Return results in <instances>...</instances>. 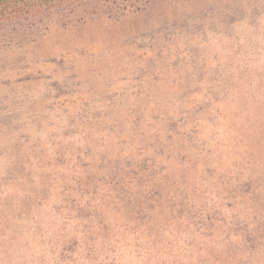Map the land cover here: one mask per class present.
<instances>
[{
    "label": "rangeland",
    "instance_id": "rangeland-1",
    "mask_svg": "<svg viewBox=\"0 0 264 264\" xmlns=\"http://www.w3.org/2000/svg\"><path fill=\"white\" fill-rule=\"evenodd\" d=\"M0 264H264V0L0 51Z\"/></svg>",
    "mask_w": 264,
    "mask_h": 264
},
{
    "label": "trees",
    "instance_id": "trees-1",
    "mask_svg": "<svg viewBox=\"0 0 264 264\" xmlns=\"http://www.w3.org/2000/svg\"><path fill=\"white\" fill-rule=\"evenodd\" d=\"M153 0H0V51L21 48L53 28L118 22Z\"/></svg>",
    "mask_w": 264,
    "mask_h": 264
}]
</instances>
